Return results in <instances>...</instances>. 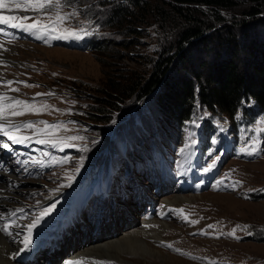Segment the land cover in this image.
<instances>
[{"label": "rangeland", "instance_id": "obj_1", "mask_svg": "<svg viewBox=\"0 0 264 264\" xmlns=\"http://www.w3.org/2000/svg\"><path fill=\"white\" fill-rule=\"evenodd\" d=\"M157 1L162 6L167 5L165 1L175 2L148 0L150 6ZM117 2L126 4L133 12L136 11V7L128 4L127 0H60L59 5L54 0L52 5L39 10L42 15L41 24H45L48 18L45 16H48L49 11L63 15L67 18L65 28H78V37L83 40L81 46H72L64 41L57 45L45 46L34 40H18L9 43L8 48L2 51V58L7 57L8 61H0V92L9 90L6 86L14 77L16 81H11V85L18 84L19 91H16L18 94L13 95L8 103L20 100L32 106L29 110L24 105H15L7 111L10 114L13 111L23 113L19 116L11 114L14 118H21L18 126L31 123V128L22 129L30 133L35 132L32 138L48 141L37 143L36 140L32 145H23L35 165L43 169L39 170L40 174L36 170H25L21 167V162H24L21 157L22 147L14 146L8 141L12 150H15L11 155L14 158L11 168L20 178L4 174L5 176L0 175V180L6 177L5 185L19 190V193L15 194L16 198L9 200V204L12 207L20 205L25 208H20L17 214L16 223L21 229L29 223H24L23 220L38 218L43 201L59 192L54 185L58 184L66 189L54 202L93 187L95 179L101 176L103 170L102 164L96 163L101 152L111 153L119 158L126 143H130L134 150V145L138 144L137 150L144 149L143 153H146L158 144L164 145L160 136L166 131L171 133L175 130L172 136H179L181 124H172L173 126L166 128L164 117L167 112L161 108L158 95H155L160 89L134 99L133 95L120 99L119 108L109 106L113 111L107 113L110 117L108 120L95 121V109L103 106V102H95L96 97H100L101 92L110 83H116L122 88L138 76H149L154 63L167 55H173L175 50L173 48L166 52L169 49L168 41L173 39L174 35L167 28L165 31L159 24V16L149 5L144 20H135L131 11L132 16H128L131 26L126 27L129 23L122 22L120 17L114 20L108 17ZM239 2L243 3L242 5L248 3L242 0ZM193 5L200 8L206 18L213 22L211 27L204 29L203 33L206 35L203 40L198 39L203 42H195L193 46L187 45L184 48L185 55H189L194 64L200 57L208 60L210 56H213L212 59L224 58L232 48L227 45L232 32L246 33V39H238L244 48L251 40L262 43L264 31L257 24L259 20L252 21L245 27L243 24L256 18H248L244 7H239L241 4L213 7L195 2ZM260 14L264 15L262 12ZM207 31H211L210 35ZM242 33L237 36L241 38ZM204 44L210 47V53L209 50L201 51ZM183 58L184 56L177 59L175 56L176 66L173 68L172 64L168 75L177 77L180 68L188 72V69L181 65ZM194 108L196 111L191 120L180 129V143L164 159L176 156L175 159L167 160L166 166L185 168L182 175L188 176L184 179L188 183H194L201 177L198 168L204 161L209 166L214 165L217 169L215 175L214 172L207 171L209 185L195 192L189 188H180L171 182L170 189L164 192L159 190L153 198H162L165 202L167 198L174 208L170 213L163 215L155 210L153 214H157V217L152 214V223L147 229L143 227L144 215L135 204L136 194L140 195L139 186L141 189L155 175L152 172L153 166L148 168V162H155L160 157L156 159L155 155L151 154L142 166L137 165L138 169L134 162L131 166L127 164V175L121 177V180L115 179L117 185L112 186L109 192V199L114 195L115 201H104L101 209L92 208L88 212L84 210L81 219L72 224L75 237L71 238L68 247L73 253H82L76 252V249H80L78 243L83 244L86 236L94 237L90 234H98L102 230L112 231L106 232L109 235L105 237L115 239L141 228L159 233V237L142 238L145 243L151 245V251L135 248L131 253L120 254L117 259L104 257L108 263L103 264H264V108L253 99L246 102L233 116L217 108H207L199 101H196ZM198 122L200 128L196 126ZM50 125L56 127H49ZM226 127L228 129L223 131ZM23 130L16 129L13 133L27 137ZM193 136L198 138L199 143L200 137L205 141L195 146V139L194 146L187 145L192 142ZM69 137L82 139L70 140ZM148 142L151 143L147 144ZM109 146L112 150H109ZM181 150L182 155L179 154ZM99 151L94 161L89 163ZM186 151L190 153H185ZM81 174L82 179L79 178ZM205 182L204 177L199 179L200 186ZM152 188H145V194L154 192ZM180 204L184 206V212L179 211ZM83 208L82 205L81 209ZM127 208L134 212L131 209L127 212ZM164 209L163 205L158 207V210ZM25 211L30 215L23 219L22 213ZM133 213L135 221L129 217V214L132 216ZM170 214L173 218L162 219ZM104 219L108 223H105ZM233 230L235 233L230 235ZM176 249L180 251L177 252ZM65 252L67 250L63 253ZM63 253L58 254H62L58 259L49 258L51 263L62 264L64 258L70 254ZM14 254V248L8 253L4 251L2 256L8 262L1 260V256L0 264H15L11 261ZM41 260H44L43 257ZM100 260L94 259L93 262L101 264ZM42 264L48 263L45 260Z\"/></svg>", "mask_w": 264, "mask_h": 264}, {"label": "trees", "instance_id": "obj_2", "mask_svg": "<svg viewBox=\"0 0 264 264\" xmlns=\"http://www.w3.org/2000/svg\"><path fill=\"white\" fill-rule=\"evenodd\" d=\"M127 1L128 4L134 6V8L136 7L135 12H133V9L129 10L126 4L117 2L111 8L108 17L113 20L120 17L123 20L122 22L129 23L126 26L129 27L131 22L128 16H132L131 14L134 13L135 20H144L150 2L148 0ZM174 1H165L167 4L165 6L159 5L157 1L150 6L155 14L159 16L161 21L159 24L165 28V31L167 28L174 35L173 39L168 41L169 49L166 50L167 52L174 48V56L167 55L163 57L161 61L154 63L149 76H138L122 88H119L116 83H110L101 92L102 95L96 97L95 102H103V106L95 109V121L108 120L110 117L107 113L113 111L109 106L114 109L119 108L120 99L128 98L130 95H133L132 99H134L152 93L155 89H160V91L155 92V95H158L161 108L167 112L166 116L161 112L166 118L164 119L166 128L173 126L172 124L179 125L185 119L190 118L191 113L196 111L194 108L196 101L207 108H217L229 116H232L251 99L255 100L261 108H264V34L262 43L251 40L244 48L238 42V39H246V33L240 32L242 35L239 38L237 35L240 33L236 32L234 34L232 32L227 43L232 48H229L230 51L224 58L212 59L213 56H210L208 60L200 57L194 64L192 58L184 53L185 46L188 45L189 47L193 46L195 42H203L198 39L203 40L204 35H206V33H203L204 29H208L213 24L212 21L210 22L206 18L204 12L193 3L200 2L213 7H229L236 4L242 5L243 3L239 2L240 0ZM242 1H248L247 4L239 6L244 7L247 17L256 18L243 25L246 27L248 23L259 20L257 24L264 31V15L260 14L261 12L264 13V0ZM167 22L170 24H167ZM255 33L257 36L258 31ZM234 40L237 42H234ZM209 49L210 47L205 44L201 46V51L208 52ZM175 56H177V59L184 56L185 59H182L181 65L188 69V72H184L180 68L177 77L173 78L168 75V72L171 70L172 64L173 68L176 66L174 64ZM162 127L165 128L163 123ZM140 141L143 142V140ZM135 146L137 147L138 144ZM143 150H136V153L142 155L144 154Z\"/></svg>", "mask_w": 264, "mask_h": 264}, {"label": "bare ground", "instance_id": "obj_3", "mask_svg": "<svg viewBox=\"0 0 264 264\" xmlns=\"http://www.w3.org/2000/svg\"><path fill=\"white\" fill-rule=\"evenodd\" d=\"M3 60L8 61V58L3 57ZM5 174H6V176L12 175L14 178H15V176H16V178H20L16 174H11V173L8 174V172H6ZM0 175L5 176L4 173H2V172H0ZM3 178H4V180H0V218H1L2 214H7L8 216H11L14 214V211H13L14 208L12 206H10L9 200L16 198L15 194L19 193L18 188L14 189V188H12V186L10 187L8 185H5L6 184L5 178L6 177H3ZM16 180H18V179H16ZM14 185H15V183H14ZM151 193H152L151 196L154 197L155 193L152 191H151ZM174 194H180V193H174ZM192 194H195V193H192ZM166 195H168V194H166ZM45 197L43 199H45ZM150 198H152V197H150ZM180 198H183V197H180ZM177 199H179V197ZM39 200L41 201V199H39ZM166 200H167V198H166ZM7 207H10V208H7ZM129 209H131V208H127V212ZM5 210H11V211L7 212ZM74 216H75V214H68V221L74 222L75 221ZM109 216L111 217V214H109ZM133 216H134V213L132 216L129 214L130 219L133 218L135 221V217H133ZM78 217H80V215H78ZM146 219L149 220L150 218L146 217ZM134 221L132 223H134ZM104 222L108 223V221L106 219H104ZM162 224H164V223H162ZM67 226H68V224L61 225L59 230L55 233L54 236H47L46 238H42V236H40L38 238V240H39L38 244L32 245V246L29 245V247L25 249L24 243H23L25 239L17 236V233H15V231L18 230L16 225L14 223H9V220L6 217H4L3 221H0V237L2 240L0 242V253H1L0 257L2 256V253L4 251H6L8 253L13 248L20 247L21 252L16 257V261L8 258L9 260H11L12 262H15V264H28V263H32V262H35L37 264H42L45 260L41 261V256L39 255L41 252L47 253L48 258H49V255L51 256V258H54L56 256V254H58L60 252L62 253L67 248V246H65V244L68 245L71 238L75 237V234H73L75 229H73L72 227L69 228V226L67 228ZM115 227H116V225H115ZM5 228L7 229L6 231L4 230ZM65 228H67V232L64 231ZM106 232H112V231H103L102 230L101 233L99 232L98 234H90L94 237H87L86 236V239L84 241H82L83 244L80 245V243H78L80 249L78 251L76 249V252H83L86 254H94V255L103 256L106 258L117 259L118 257H120V254L131 253L132 252L131 250H133L135 248H140L141 251H143V250H150L151 251L152 250L151 245L147 242L145 243L142 238L153 237V236L159 237L157 235L159 233H157L155 230H152V229H150L148 231L145 229L137 228L132 234L127 232L124 236L120 235L118 238H115V239L106 238L105 236L109 235V234H106ZM140 235H141V237H140ZM13 239L15 240L14 243H13ZM105 239H108V240H105ZM10 241H12V242H10ZM70 249L71 248H68V250H70ZM1 260L8 262V260L5 259L4 256H2Z\"/></svg>", "mask_w": 264, "mask_h": 264}, {"label": "snow or ice", "instance_id": "obj_4", "mask_svg": "<svg viewBox=\"0 0 264 264\" xmlns=\"http://www.w3.org/2000/svg\"><path fill=\"white\" fill-rule=\"evenodd\" d=\"M54 2V0H0V10L6 9L9 7V4H12L16 9H20V8H24V10H28V9H33V10H43L46 9L48 6L52 5ZM55 3L57 5H59L60 0H55ZM18 19L21 20H26L28 19V17H22V18H18L15 16H11V15H5L3 13V11H0V24H6V25H10L11 27H19L25 30H33L36 29L38 27H40L39 21H37L34 24H24V23H16L15 21H17ZM66 19V17L63 16H59L57 15V20L58 21H62ZM45 29L47 28V26H43ZM83 31V30H82ZM69 35H75V33H69ZM9 84H11L12 82L9 81ZM28 87H36L37 85H26ZM14 91H18V89L14 90ZM5 97L0 96V101L4 100ZM15 105H24L26 109L31 110L32 106L26 104V102L24 101H20V100H15L14 101ZM8 107H12V105H8ZM4 111H5V106L0 104V120H4L5 116H4ZM13 116H19L22 115L23 113L18 112V111H13L11 113ZM46 123V122H43ZM17 128L19 127H25V128H31L32 124L28 123L22 126H16ZM49 127H56L55 125H50ZM0 133H2L4 136L7 137V139L9 141H11L13 144H22L25 143L26 140L29 139V137L26 136H17L15 135L13 132L9 131L6 127L4 123H0ZM68 139L70 140H76V139H82L81 137H69ZM48 141L45 140H37V143H47ZM55 146V145H53ZM4 148H8L9 145L7 143L3 144ZM215 163V161H213V164ZM211 167V165L209 166ZM207 170V169H206ZM179 211H183L182 209ZM37 221H33V223L31 225L28 226V230L29 232H31L32 228H34L36 226ZM192 223H197V221H192ZM209 227L211 228L212 225H209ZM5 231L7 230L6 228L4 229ZM235 233V230H233V233H230V235H233ZM10 234V233H9ZM24 248H28L31 240L30 237H25L24 240ZM167 247H172V245H167ZM23 250V249H22ZM177 252H179V249H176ZM15 255V254H14ZM101 264H103V262H101Z\"/></svg>", "mask_w": 264, "mask_h": 264}]
</instances>
